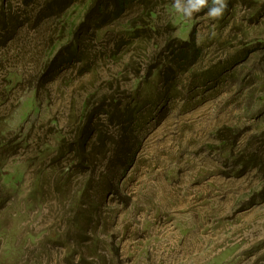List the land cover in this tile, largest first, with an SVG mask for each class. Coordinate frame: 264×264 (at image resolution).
<instances>
[{
	"label": "rangeland",
	"instance_id": "1",
	"mask_svg": "<svg viewBox=\"0 0 264 264\" xmlns=\"http://www.w3.org/2000/svg\"><path fill=\"white\" fill-rule=\"evenodd\" d=\"M147 1L150 17L130 3L95 33L77 29L90 0H0V156L21 146L0 164V264H264V10L226 0L221 18L189 19ZM99 108L113 119L95 153L134 152L112 174L70 153Z\"/></svg>",
	"mask_w": 264,
	"mask_h": 264
},
{
	"label": "trees",
	"instance_id": "2",
	"mask_svg": "<svg viewBox=\"0 0 264 264\" xmlns=\"http://www.w3.org/2000/svg\"><path fill=\"white\" fill-rule=\"evenodd\" d=\"M23 4H30L33 2V0H22ZM49 2V1H48ZM62 2V0H53L54 4H59ZM66 0L62 2L65 4ZM61 3V4H62ZM130 3H139L142 7V9L145 11L146 16L152 15L154 7L150 6V3L147 0H90L89 5L87 9L85 10V13L83 15L82 20L78 23L77 29L82 28L81 30L87 32L90 30H93V32L100 31L101 29L106 28L108 25L113 23L114 20H117L119 17L122 16L123 10L130 4ZM47 5V3H45ZM259 4L261 5V9L264 10V0H259ZM56 6V5H55ZM0 8L2 6L0 5ZM145 22L144 19L141 17H137L136 19L132 20V22L128 25L127 31L131 34L130 36H142L139 34L141 29L142 23ZM74 34V33H73ZM179 39L184 40L182 43L187 41V37H184L182 35H179ZM76 42L73 40L71 45L65 49V52H63V47H60L58 52L52 57V59L49 61L46 71L44 74H47L49 72V68H52L55 66V68H58L64 60L68 62L70 59L76 56ZM261 50V57L264 60V41L262 42L260 46ZM170 53L173 55V60L180 59V58H187L189 62H193V60L196 58L199 49L197 47H192L187 52L184 51H177L175 48L170 49ZM53 74L49 77H46L45 80H51L53 78ZM116 104L115 97L105 98L100 105L107 106L108 108H113L111 106V103ZM84 120L81 122L80 127L77 129L78 135L76 137L82 136V138L78 139L74 144L75 148L73 150H70L71 155L75 157L79 161V164H84L86 161H89L91 164H97V165H103L107 168V170H110L111 174L114 171V162L116 160H120L118 164L116 165H123L124 158L128 156L129 153V161L131 163L134 152L128 151L127 144L125 143L124 139H121V141H114L112 143V150L102 151L95 153L93 147L91 144L94 143H102V138L99 136L100 132L103 131V128L101 126V123L105 124L106 122H111L113 119V112H109L108 110H100L96 109L95 111L90 112L87 115L83 116ZM124 121V120H123ZM97 126L98 134L97 137L93 138L94 141H91L90 139L87 141V135L84 136V133L86 130H92L94 127L93 125ZM100 123V125L98 124ZM108 128V127H107ZM76 131V132H77ZM111 132V130H109ZM122 132V131H121ZM119 129L117 128V125H115L114 129H112V133H114V136H119L121 133ZM83 133L82 135H80ZM80 135V136H79ZM120 140V139H119ZM24 142V141H20ZM23 144V143H21ZM90 145V148L88 149L86 146ZM3 148V157L0 156V164L4 162V159L8 156H12L18 152V150L21 148L20 145L15 146L16 149H12L9 145H2ZM89 151V153H88ZM86 154H90V158H86ZM128 158V157H127ZM73 159V158H72ZM125 165H123L124 167ZM128 166V165H126ZM1 167L0 165V179H1ZM83 172L86 170V168L81 169ZM9 200V194L4 190L3 186H0V209L3 208L6 204V202Z\"/></svg>",
	"mask_w": 264,
	"mask_h": 264
},
{
	"label": "clouds",
	"instance_id": "3",
	"mask_svg": "<svg viewBox=\"0 0 264 264\" xmlns=\"http://www.w3.org/2000/svg\"><path fill=\"white\" fill-rule=\"evenodd\" d=\"M174 7L185 18L190 19L194 13L208 8L209 17L219 19L227 10V2L226 0H211V6H209V0H174Z\"/></svg>",
	"mask_w": 264,
	"mask_h": 264
}]
</instances>
